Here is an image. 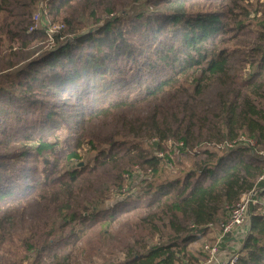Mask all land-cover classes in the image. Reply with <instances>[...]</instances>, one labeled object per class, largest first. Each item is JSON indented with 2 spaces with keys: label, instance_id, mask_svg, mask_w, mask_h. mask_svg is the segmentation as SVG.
<instances>
[{
  "label": "trees",
  "instance_id": "1",
  "mask_svg": "<svg viewBox=\"0 0 264 264\" xmlns=\"http://www.w3.org/2000/svg\"><path fill=\"white\" fill-rule=\"evenodd\" d=\"M137 1L0 0V264H72L106 248L123 255L110 264H200L193 244L212 230L215 243L243 193L264 198V0H145L125 15ZM94 87L109 97L83 121H112L89 133L68 116ZM85 146L92 163L68 167ZM174 165L176 176L155 177ZM137 177L146 184L130 192ZM236 233L234 264H264L263 207L217 260Z\"/></svg>",
  "mask_w": 264,
  "mask_h": 264
},
{
  "label": "rangeland",
  "instance_id": "2",
  "mask_svg": "<svg viewBox=\"0 0 264 264\" xmlns=\"http://www.w3.org/2000/svg\"><path fill=\"white\" fill-rule=\"evenodd\" d=\"M262 1L263 0H245V3H249L251 5V7H253L257 2L262 3ZM215 3L216 4H219L220 3V5H223L224 4V2H220V1H215ZM38 6L41 7L43 5H42V3H39ZM146 10H147V7L145 5V0H139L137 2H134L132 4V6H130L129 8H127L126 9V12H124V13L127 16H131V15H134L135 13H137L139 11H146ZM39 11L40 10L35 11V14H36V12H39ZM234 13H235V15L239 19H241V18H242L241 20L245 19V21H243L244 23H255V18L249 20L248 17L244 15V13L243 14H239V13H241V10L235 9V12ZM250 16L251 17L254 16L253 15V12L250 13ZM256 16H258V15H256ZM51 27H52L51 29H52V32L53 33L59 31L58 30L59 28L53 27V26H51ZM95 27L93 25H91V24H87L86 30L93 31L95 29ZM252 27L253 26H247L245 29L246 30L249 29V28L250 29H253ZM253 34H255V33H253ZM73 40L74 39H71L69 42L71 44H74ZM247 40L252 41L253 38L252 37H247ZM53 44H54V42H52V43L51 42L50 43L46 42L45 45H41V46L45 49V48H51L53 46ZM36 49H38V45H34L32 47V50H36ZM246 73H248V71ZM99 89L100 88H97V87H94V88L90 89L88 91V98H85V96H83L79 100L80 101V104L78 106L71 107V109L73 110V112L68 116L69 121H71L72 123H75L77 125V128H79V127H85V129L89 133L96 132V131H98L100 129L107 130L108 124L112 121L110 118L101 119V120H93V121H90V123H85L83 121V117L82 116H83L84 110H86L85 109L86 107H90L92 105H96L101 100H105L106 98L109 97V96L106 97V94L103 92V90H99ZM63 102L64 103H69V104L72 103L71 100L70 101L63 100ZM63 109L66 110L67 108H63ZM141 145L148 146V141L146 139L141 140ZM161 149H162L163 152H166V151L169 152V147H168V145L166 143H163ZM93 157H94L93 152H90L89 149H88V146H85L83 148V151H81L79 153L78 158L74 159L68 165V167H74L78 163L79 164L92 163ZM188 164H189L188 163V160L187 159H184L183 165H188ZM176 168H177L176 166L175 167L172 166L171 168H168V169L164 170V172L159 171L155 175V177H157V178L160 179V178H164V177H171L173 175L176 176L179 173V170H177ZM157 178H153V179H150L149 178V179L153 183H155V182L158 181ZM143 179H144L143 177H137L136 180L134 182H132V186L133 187H129L128 188L129 191L130 192L131 191L132 192H135V191H138V189L144 187L146 183L144 182ZM112 191L113 190L111 189L110 192L112 193ZM126 193L127 192H126V188H125V192L123 193V195H113V197L110 196L109 199H102L101 201L98 202V205H100L101 207H105V206L106 207H109V206L113 205V203L116 201V199L122 198ZM129 224H130V222L127 223L125 221H122L119 224H116L114 226V228L112 230H110V232H109V233H111V236L108 239V241L106 242L107 243L106 245L109 246L108 244H110L111 242H113L114 239L116 238V236L124 233ZM215 234L216 233L212 230V233H206V235H204L201 239H199V241L195 242L193 244L192 248H191L192 251L194 252V254L197 255L201 251L202 252V255H206V253L203 252L202 247L204 245H206V244H210V242H213V240H211V239H212V237H215ZM108 251H109V248L104 249L103 250V253H102V255H100V257L92 258L91 261H88L86 259L85 255H83L82 253L81 254L80 253H75L74 254V259L72 261V264H110L111 259L113 260L114 263H119L120 261L123 260V255L121 253H118V252L115 251L112 254H109L110 256H108V254H107ZM0 253H1V250H0ZM221 255H224L223 257H225V253H222ZM229 255H230V253H229ZM215 256H217V253H216ZM230 257H228V258L225 257V259L226 258L229 259ZM204 259H205V257L201 260V262L205 261ZM3 260H5V264L8 263L9 262L8 256L7 257H3L1 261H3ZM24 264H27V261L24 262ZM210 264H212V263H210Z\"/></svg>",
  "mask_w": 264,
  "mask_h": 264
},
{
  "label": "built area",
  "instance_id": "3",
  "mask_svg": "<svg viewBox=\"0 0 264 264\" xmlns=\"http://www.w3.org/2000/svg\"><path fill=\"white\" fill-rule=\"evenodd\" d=\"M40 13H36L32 17V21L34 22V26L29 29V32L33 31L37 24L40 21ZM61 28V26L57 27ZM50 33H52V29L49 30ZM240 142H247V143H253V140L247 136H241L239 138ZM169 147V152H163L161 149V152L158 154L159 156H162V154H170L171 149V143H166ZM163 145V144H162ZM227 147H230L231 144H227ZM218 147H222V145H218ZM264 173L258 178V181L263 180ZM116 190L112 191L113 195H120L125 192V188L121 190V193H114ZM261 188L254 187L247 193H243L237 203L231 208L228 220L225 223H221V232L216 237L215 243L213 245H204L203 246V252L206 253L205 261L201 262L200 264H234L237 260V254H233L229 259H222L217 260L216 259V253L219 251V244L221 241L225 238V236L229 235L230 233H233L234 231L238 229H242L244 224L246 223L248 219V210L251 206H262L264 211V198L261 196Z\"/></svg>",
  "mask_w": 264,
  "mask_h": 264
},
{
  "label": "crops",
  "instance_id": "4",
  "mask_svg": "<svg viewBox=\"0 0 264 264\" xmlns=\"http://www.w3.org/2000/svg\"><path fill=\"white\" fill-rule=\"evenodd\" d=\"M241 235L242 234H240V233H236V235H235V238H234V240L232 239V240H230V242L228 243V245H227V243L225 244V246H222V249L223 250H226L225 252V257H228L227 256V254H228V252H227V249H233V248H238V247H236L238 244H239V242L241 241L240 240V238H241ZM240 237V238H239ZM225 257H220L221 258V260L224 258L225 259ZM227 259V258H226Z\"/></svg>",
  "mask_w": 264,
  "mask_h": 264
},
{
  "label": "water",
  "instance_id": "5",
  "mask_svg": "<svg viewBox=\"0 0 264 264\" xmlns=\"http://www.w3.org/2000/svg\"><path fill=\"white\" fill-rule=\"evenodd\" d=\"M80 165H82V164H80Z\"/></svg>",
  "mask_w": 264,
  "mask_h": 264
}]
</instances>
